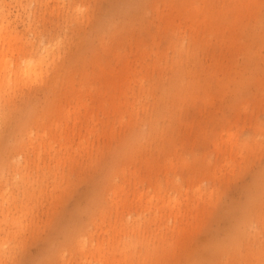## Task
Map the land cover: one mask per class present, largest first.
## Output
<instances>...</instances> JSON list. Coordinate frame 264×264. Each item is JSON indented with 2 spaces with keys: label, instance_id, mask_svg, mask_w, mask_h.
<instances>
[{
  "label": "rangeland",
  "instance_id": "1",
  "mask_svg": "<svg viewBox=\"0 0 264 264\" xmlns=\"http://www.w3.org/2000/svg\"><path fill=\"white\" fill-rule=\"evenodd\" d=\"M235 1L238 0H0V26L5 28L2 35L8 39L16 37V41L0 43V50L11 61L10 69L16 70L17 63L23 64L25 59L45 57L43 80L13 76L10 86L0 80V160L8 148L9 153L18 152L11 151V145L18 143L22 131L36 132L41 117L46 123L51 122L56 107L71 106L76 95L88 104V112L83 108L81 111L94 117L92 127L109 124L110 131L113 126L111 134L101 133L95 138L90 153L73 152L74 162L61 166L63 186L54 199L49 197L52 175L37 173L32 167L31 181L35 187L42 186V194L38 191L37 198L23 205L19 202L10 210L8 203L0 202V241L6 239L7 243V253L0 254V264H86L87 259L94 261L98 256L91 249L97 242L113 252V260L127 246L134 264L137 259L142 260L146 248L160 249L161 233L172 247L161 264H264V142L253 144V140L264 138V44L251 45L260 56L259 66L244 64L245 44L251 43L249 35L264 34V0H251L249 5L245 0L249 8L244 11L242 7L236 15V25L229 27L225 20L217 27V16L211 13L217 14L216 10L221 9L224 13L220 16L229 19ZM52 41L58 43L55 48ZM10 44L14 45L13 52H7ZM179 44L185 50L178 56L175 48ZM46 45L56 49L55 59L45 51ZM145 46L151 52L149 58L147 53L141 61L136 55ZM18 48H22V53ZM193 48L194 51L189 50ZM153 51L162 53V57L157 66L149 67V72L143 71L147 74L140 83L135 79L141 76L139 61L151 64ZM99 60L106 68L104 76L96 74L95 63ZM125 61L131 68L139 69L137 74L134 70L120 77L110 71L112 66L120 68ZM179 64L192 69V86L181 89L174 98L166 97L167 116L158 123L160 128L164 124V130L149 138L154 108L164 104L161 91L170 85L173 69ZM111 80L115 85L108 83ZM238 80L241 82L237 83ZM137 84L149 88L143 91ZM112 97L129 102L122 105L119 115L116 109L109 108ZM134 101L141 102L132 106ZM227 138L234 143L247 140L253 149L231 151V145L225 142ZM213 141H220L218 151ZM77 142V136L70 140L71 153ZM167 153L176 155L175 158H189L188 168L177 165L167 172L162 166ZM229 157L233 165L224 168ZM145 160L152 167L150 163L144 165ZM207 163L209 168L205 167ZM121 166L138 175L137 182L130 183L133 187L129 184V198L136 190H152L153 183L159 180L157 183L165 186V180L173 175L181 184L182 200L202 202L198 213L202 211L196 216L193 211L186 212L178 218L184 232H175L178 221L174 223L165 214L155 223L140 224L143 229L133 236L130 229L120 228L119 224L131 221L132 215L139 213L145 220L150 212L142 206L132 210V214L126 208L114 212L103 190L106 180ZM213 168L222 169L216 172L218 177L211 175L216 171ZM5 169L1 170L7 173ZM131 177L127 173L125 179ZM164 186L166 195L176 192L172 184ZM198 186L206 192L215 190L211 202L193 199ZM188 213H193V217ZM11 220H19L20 226L16 227ZM137 235L142 242L132 244ZM77 237L85 242L83 251L75 244ZM117 261L113 264H131Z\"/></svg>",
  "mask_w": 264,
  "mask_h": 264
},
{
  "label": "bare ground",
  "instance_id": "2",
  "mask_svg": "<svg viewBox=\"0 0 264 264\" xmlns=\"http://www.w3.org/2000/svg\"><path fill=\"white\" fill-rule=\"evenodd\" d=\"M244 1L245 0L235 1L236 7H234L232 9L233 10V14L229 15V19H226L227 16H226V18H224L225 16L223 18L221 17L222 15L220 16V14L224 13V11L221 10V9H220V11L216 10L217 14L211 13V15H214L215 17L217 16L216 20H214L217 23L215 25H217V27H219L220 25H222V22L225 21V20L228 22V26L229 27H233L234 25H236V22H237L236 21L237 20L236 19V15L238 13H240L242 7L243 6L245 7L244 11L247 10V8H249L248 6H246L244 4ZM246 1H247V5H249V2L251 0H246ZM253 1L255 2V0H253ZM238 2H239V4H238ZM237 4L239 6H237ZM135 14H138V13H135ZM132 18H135V17H132ZM203 21L205 22V18L203 19ZM206 21H208V20H206ZM3 28L4 27L0 26V43L3 42V41L4 42L5 41L11 42V40L16 41V37L12 36L13 37L12 38L10 36L9 39H11V40H9L6 35H2ZM4 30H5V28H4ZM256 36L258 37L257 38V40H258L257 42H256V40L254 41ZM249 38H250L251 43H246L245 44V48H244V53L246 54V59L244 61V64H245L246 67H248V65L252 64L255 68H257L259 66L258 65V61L260 59V56L258 57L256 52L254 50H252L251 45H252V43L253 44H256V43L264 44V34L263 35H255L253 33V34L249 35ZM53 41H54V39H53ZM53 41H52V45L55 48V46H57L58 43H57V41L53 43ZM13 46L14 45L9 46L7 52L8 51L13 52V50H14ZM46 46H45V49H46L45 51H47L48 54L52 53L53 57H54V53H55V57H56V55H57L56 54L57 53L56 49L54 51V48H52L53 46H47V47ZM146 48H147V46L142 48L141 51H139L138 55H136V57L138 56L137 57L138 59L141 58V61L143 60L142 59L143 55L145 56V54L147 55V53H149L148 56H147L149 58L151 50L150 49L147 50ZM175 49H176V52L178 53V56L181 55L183 53V51L185 50V48H183V46L181 44H179ZM23 50H24V48H23ZM189 50L194 51L195 48H193V50L192 49H189ZM18 51L20 53H22V48H20V49L18 48ZM153 52H154V53H152L153 60L150 58L153 62L149 61V62H151V64L148 63V61L146 62V60H145L146 57L144 59L145 62L144 61L143 62L139 61L140 62L139 65L141 67L140 71H139V69L131 68L130 66H128V64L126 62L127 60L123 63L125 65L122 64L120 66V68H116V67L112 66L110 71L111 72H115L116 75L119 74L120 77L123 74H124V77H125L128 74H130V72H132L134 70H135L136 74L139 71L138 73H140L141 76L139 77V75H137V77H139V79L136 76H135L136 77L135 79L140 82L142 79L144 80L146 78V77H144V75L147 74V73H143V71L145 70V72H146L149 69L150 66H157V62L160 60L159 57H162L161 56L162 55L161 52H160L161 55L156 53L155 51H153ZM6 55H7L6 52H4L3 50H0V80L4 79L3 82L6 85L10 86L11 81L13 80L12 79L13 76H14V79H17L18 77L20 78V76H25V77L30 78L31 80H32V78H34L33 81H39V80L41 81V80H43L44 71H43L42 68H44V67H42V65H43L45 57H40V58H38V60H36L37 58L35 60L32 59L34 61L25 59L23 64L21 63V61H20L19 64L16 61L15 63H17V65H19V67H17V69H16L13 66V69H16V70H12V69H10V64H11L10 62L11 61L9 62V60H7ZM116 55H117L116 58L118 59L119 56H118L117 53H116ZM50 56H51V54H50ZM55 57H54V59H55ZM54 59H53V61H54ZM119 60H120V58H119ZM95 65H96L95 68H96V70L98 72L96 74H98L99 76H104L105 72H106V68L103 65V61L100 62V60H99L98 62L95 63ZM173 70H174V75H173V79H172L170 85L165 87V88H163L162 91H161V99L163 100L164 104L163 105H158V106L156 105L155 108H154V112H153V116L154 117L150 121L151 124H150V130H149V135H148L149 138L150 137L152 138V135H154V134H155L154 137H156V134L159 131L164 130V128H163L164 124H162L163 126H162V128H160L158 123H159L160 120H162V122H164L163 120L167 116V114H166V112H167V110H166V107H167L166 106V104H167L166 97H170L171 96V97L174 98V97L178 96V94H179L181 89H183V88H186V89L188 88L189 89L192 86V84H191V81H192L191 80L192 69H189L187 67L181 66L179 64L177 66V68H175ZM148 72H149V70H148ZM52 79H54V78H52ZM55 79L57 80V78H55ZM50 82H51V80H50ZM50 82H48V83H50ZM238 82H241V80H238L237 83ZM108 83L115 85V81L114 80L108 81ZM51 84H52L51 86H54L53 84H55V83L52 82ZM139 87H142L143 91H144V88H146V87L149 88V85L146 86V87L145 86L143 87L141 85ZM147 88H146V91H147ZM72 90H74V89L72 88ZM74 99L75 100H74L73 104L71 106H69V107H64V106H63V108L56 107L57 108V109L55 108L56 111L53 110L54 111V113H53L54 116H52V119H50L51 122H49V120H48L49 123H46L45 120L43 119L44 117L43 118L42 117L39 118L37 122L39 123V120L41 119L40 120L41 123L38 125L37 122H36V124H37L36 127L39 126V128L37 127V131L36 132H32V131H29V130H27V132H25V130L22 131L23 135L19 138V141L17 140L18 143L16 141H14V143H12V144H15V142H16V145H11V147L14 146L11 151H18V152H15V154L9 153L8 152L9 148H8L6 154L3 157V159L0 160V163H2V165L0 166V202L8 203L10 205V207H8V210H10L14 206L17 207V203H19V202H21V204H22L23 202H27V201H30L32 199L37 198L38 196L36 197V194L38 193V191H39V195L42 194V189H40L42 186L39 184L38 187H35L34 186L35 184H33V180L31 181L32 176L29 174L30 168H32V167L35 168L36 171H38L37 173H39V171H41L43 174L44 173H48V174L52 175L51 176V178H52V182H51L52 191L50 190L51 194H50L49 197L54 199L56 197V192L59 189H61L62 186H63V178H64L63 176L64 175L61 173L62 172L61 171L62 170L61 166L65 162L66 163H70V162L73 163L74 162L75 158H74V153L73 152L80 151V152L88 153V151L90 149H92V147L94 145L95 138H99L101 133H102V136H106L107 133L111 134L113 132V126H112V130H110V131L108 130V125L109 124L102 125L100 128L92 127L91 126L92 125V119H94V117L91 118V115H89L87 113L88 112V104L84 103V101L81 99L80 95H76ZM110 100L111 101L108 104L109 108L110 109H116L115 112L117 111L118 115H119V113L121 114L122 105L123 104H126V105L129 104V102H127V101L123 102V101H121V99L118 100V98H117V101H116V98H114V97H112ZM140 102L141 101H138V102L135 103V101H134V102H131V105L132 106L138 105V103H140ZM156 102H158V101H156ZM99 104L104 106L105 102H99ZM81 108H83V110H86L87 112L86 113L85 112L82 113L83 111H81ZM29 129H30V127H29ZM256 129H258V126H257ZM31 130H32V128H31ZM75 136L78 137V142H77L76 148H74V150L71 153L70 149H72V146L70 144V140L73 137H75ZM221 137H223V136H221ZM215 139H213V140H215ZM213 142L214 143L216 142L215 143L216 147H214V148H217L216 150L218 151V149H219L218 147L219 146L221 147L220 141L219 142L213 141ZM225 142H227V144L229 143L231 145V146L229 145L230 146V150L234 151L236 153L242 152L246 148L249 151L253 149L252 146L249 145L247 140L245 142H242V143H234V141H232V139H228L227 138L225 140ZM254 142L256 144H262L264 142V138H259V140H253V144H254ZM135 146H137V145H134V148H135ZM14 148H15V150H13ZM21 148H23V149H21ZM220 152H222V151L220 150ZM225 152H226V150H225ZM89 153H90V151H89ZM31 154L33 155V158H31ZM43 155H45V157L46 156L47 157L45 158ZM175 156H172V154H169V156H168V153H167L166 156H164L162 166L167 170V172L172 170V169H174L177 165H181V166L185 165L186 166V164H188L187 161H188L189 158L184 157L182 155H180V156H178L176 158H175ZM232 159H234V158H231V160ZM227 161L228 162L226 163V166H224V168L232 167L233 163L230 162V157H229V160H227ZM146 162L147 163L144 164V165L149 166L150 162H148V161H146ZM5 167H6L5 170L7 171V173H5L4 170H1V169H4ZM150 167H152L151 163H150ZM182 167H184V166H182ZM205 167H208V163H207V166H205ZM214 168H213V172H214V170H216ZM127 170H126L125 166L118 167L116 173L113 174V176H111L109 179L106 180L107 184L103 187V190H106L105 194H107L108 199L111 202V206L113 208V211H114V209L116 211H118L119 208H121L120 210H123V208L124 209L126 208L125 210L128 209L127 211H129V209H130V214H132L131 213L132 210L135 209V211H137L136 209L137 208L141 209L140 207L142 206V208L144 210H147L148 212H150V214L148 215V217L145 218V220H142L141 216L139 215L140 213H139V214H136V216L132 215L131 221L126 220L127 222H124L123 224H119L120 228H128V229H130V232H132L133 236H135L138 233V231L140 230V228H142L140 224H142V223L145 224L146 221H147V223L149 221L152 222V223H155L158 220H160L161 216H163V218H164L165 214H168L169 217H172L173 220H175L174 221V223H175L176 220L178 221V218L183 216L186 212L193 211L195 213L194 215L196 216L202 211V210H200V212L198 213V211H199V203L202 204V202H199V203L197 202L196 203L194 201L186 202V200L185 201L182 200V194L183 193L182 194L179 193L181 191V184L178 183V179L173 177V175H172V178L168 179L167 176L169 174H167V176L165 177L168 180L167 179L165 180L167 182H164L166 185L165 186L163 185V186H164V188H167V183L168 184H172L173 187L176 189V192H178L179 194L177 193L176 195H174L176 193L175 192L174 194L172 193V196L166 195L165 192H164L165 189H163L162 183L161 182H160L161 184L157 183V182L160 181L159 180L156 183H153L154 184L153 187H152V183L150 184V186L153 188L152 190H147V191L146 190H144V191H142V190L141 191H137L136 190V192H132V194L134 193L132 195L133 197L129 198V196H128V191H130L129 190L130 189L129 188V184L131 183V181H134L136 183L137 179H138L137 178L138 175L136 174L135 170L134 171H127ZM203 170L204 169H202L201 173H203ZM221 170L222 169L216 170L214 173H212V171H209V174L212 173L211 174L212 176L214 175L215 177H218V175H216L217 174L216 172L221 171ZM223 170H225V169H223ZM221 172H219V175H220ZM127 173L129 174V176H132V177L128 178V179H125V176H126ZM204 173H205V171H204ZM207 173L208 172H206V174ZM207 175H206V178H207ZM36 176H39V175H36ZM198 176L197 177L199 179H201L200 178L201 174L200 175L198 174ZM107 177H109V175ZM204 178H205V176H204ZM213 179H214V177H213ZM211 180H212V177H211ZM206 181H208V180H206ZM168 186H170V185H168ZM173 187H171V188L173 189ZM193 194L195 196L193 199L196 200V201L204 200V202H211L213 200L214 195H215V190L212 188L211 190L206 192V189L204 191L203 188H199V186H198L194 190ZM183 198H185V197H183ZM189 198H190V196L188 197V199ZM110 202H109V204H110ZM152 208H155V209L152 210ZM118 213H119V211H118ZM135 213H137V212H135ZM128 214H129V212H128ZM188 214H190L191 217H193L192 216L193 213L192 214L188 213ZM185 216H187V214ZM13 218H14V216H13ZM195 218H197V217H195ZM199 218H200V216H199ZM8 219H11V218H8ZM191 221H192V218H191ZM5 222L7 224V219L5 220ZM8 222H10V220H8ZM12 222H13V224L16 227L20 226L19 220H13V221L11 220V223ZM183 222H182V224H183ZM185 222H186V220H185ZM185 222H184V224H185ZM190 222H189V224H190ZM21 224L23 225V223H21ZM196 224H197V222H196ZM186 225H187V222H186ZM175 226H176L175 227L176 230H174L175 232H181L182 231L181 227L183 225L180 227L179 221L177 223H175ZM190 226H191V224H190ZM112 231H111V233H112ZM141 232H143V231H140V233ZM182 232H184V231H182ZM160 233H161V231H160ZM177 234H179V233H177ZM172 235L173 234H171V237H172ZM114 236H116V235L114 234ZM81 237H85V235L84 236L81 235ZM134 238L132 240V244H134L135 241L139 242L140 241L139 238H142V237L138 236L135 239ZM159 238H160L161 241H159ZM159 238H157V239H158L159 243L162 244V246H160L159 243H158V245L160 246V249L158 248V249L155 250V248L152 247L154 249L148 250L146 248L145 249V254L142 257V260L140 261V259H137L134 262V264H161L162 263V260L168 254L169 249H171L172 247L170 245L171 243L168 244L167 239H166L164 234L161 233V235H159ZM5 240L6 239H3V241H0V254H2V255H5L7 253V249H6V245H5L7 243H6ZM86 241H88V240H86ZM76 242H77V244H76ZM140 242H142V240ZM75 244L78 245L80 251H83L85 249V242L83 240H81V239L79 240L78 237H77V239L75 241ZM128 244H130V243H128ZM87 247H88V245H87ZM126 247L127 246L122 247L121 256H119V258L121 260H123L124 263H127L128 261H130V263L133 264V262L130 259V256L128 255L130 249L128 250ZM129 247H131V246H129ZM91 249L92 250L94 249V253H98V256H95V260L93 259L95 261V264L96 263L97 264H113V263H115L114 261H116V260L119 261L120 260L119 258L113 260L114 259L113 252L112 251L111 252L107 251V247H105L104 243H102V242H100V243L97 242L95 245L92 244L91 245ZM90 250H89V252H90ZM87 260H86V262H87L86 264H92V262H94V261H91V260H89V261H87ZM119 262H121V261H119Z\"/></svg>",
  "mask_w": 264,
  "mask_h": 264
}]
</instances>
